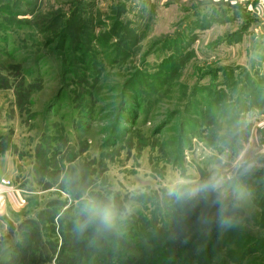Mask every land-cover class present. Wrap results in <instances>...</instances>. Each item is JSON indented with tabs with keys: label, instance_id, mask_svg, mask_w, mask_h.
<instances>
[{
	"label": "rangeland",
	"instance_id": "rangeland-1",
	"mask_svg": "<svg viewBox=\"0 0 264 264\" xmlns=\"http://www.w3.org/2000/svg\"><path fill=\"white\" fill-rule=\"evenodd\" d=\"M240 1L0 0V264H127L117 238L178 221L191 258L264 264V14Z\"/></svg>",
	"mask_w": 264,
	"mask_h": 264
},
{
	"label": "trees",
	"instance_id": "trees-1",
	"mask_svg": "<svg viewBox=\"0 0 264 264\" xmlns=\"http://www.w3.org/2000/svg\"><path fill=\"white\" fill-rule=\"evenodd\" d=\"M220 8V9H219ZM213 7V12L215 14L216 9L223 11L224 18H227L228 15H231V19L237 18L239 16H243L244 18L246 17V14L240 13L238 11H235L234 13L228 12V9H224L221 7ZM230 11V10H229ZM212 12V13H213ZM214 14L212 18L216 21L221 19L222 17L216 16ZM224 18L222 20L224 21ZM230 21V20H229ZM212 24V23H211ZM214 24V23H213ZM246 26H242V30L245 29ZM240 31H236L235 34H240ZM65 219V218H63ZM100 220V218H99ZM86 221L88 224H90V219L85 218V223ZM178 221V220H177ZM104 225V228L107 227L101 220L99 221ZM179 224H176V227H171L172 230H170V233L174 235L176 241L171 240V235H168L167 233L164 234V232L159 236V241L154 239L155 236L154 234H144L141 228H136L135 231H133L132 236L130 237V241L126 240L124 236H121V238H117V241L119 242L118 244L120 246H123L126 248V251L130 254L128 260L125 262L127 264H208L204 259L202 260L201 254L200 257L191 258L190 255L194 249L193 245V240L190 236L185 235V228L180 224V221H178ZM153 232H155L156 235H158L160 232L156 229H152ZM169 233V234H170ZM201 236V237H200ZM199 237V244L200 246H203L205 249L206 253V245H208V239L207 237L203 235H198ZM197 237V238H198ZM218 237V236H216ZM157 238V237H156ZM70 239H65L64 242V237H63V243L62 246H64L65 250V245L70 244ZM198 244V245H199ZM216 247V252L218 253V249H220V246H222L221 242L214 241V244ZM196 246V245H195ZM211 248V247H210ZM200 248H198L199 250ZM212 249V248H211ZM199 253V252H198ZM121 255V254H119ZM217 255V254H216ZM118 259H121V257H117ZM109 258L107 256L101 257V263H108ZM204 261V262H203ZM95 264H98L97 258L94 260ZM116 263V262H115Z\"/></svg>",
	"mask_w": 264,
	"mask_h": 264
},
{
	"label": "crops",
	"instance_id": "crops-1",
	"mask_svg": "<svg viewBox=\"0 0 264 264\" xmlns=\"http://www.w3.org/2000/svg\"><path fill=\"white\" fill-rule=\"evenodd\" d=\"M243 1H247V0H241L240 1V4L241 3H243ZM233 3H236V2H233ZM244 6H245V4H244ZM263 7H264V1H260L259 2V4H257V5H255V6H249V10L254 14V15H256L255 17H258V19H259V17L261 16L262 17V15L264 14V9H263ZM232 10V9H231ZM236 11V10H235ZM238 12H240V13H244L242 10H240V11H238ZM231 13H234V12H231ZM245 14V13H244ZM235 20H240V21H245L244 20V17L243 16H239V17H237V18H233V19H231L230 21H235ZM215 25L217 26L218 25V23H215ZM0 188H2V186H0Z\"/></svg>",
	"mask_w": 264,
	"mask_h": 264
},
{
	"label": "clouds",
	"instance_id": "clouds-1",
	"mask_svg": "<svg viewBox=\"0 0 264 264\" xmlns=\"http://www.w3.org/2000/svg\"><path fill=\"white\" fill-rule=\"evenodd\" d=\"M101 220L105 225L110 224L111 221V213L109 210H105L101 216Z\"/></svg>",
	"mask_w": 264,
	"mask_h": 264
}]
</instances>
